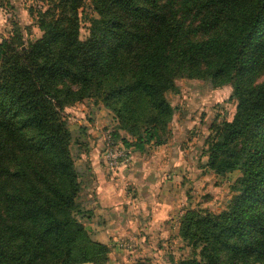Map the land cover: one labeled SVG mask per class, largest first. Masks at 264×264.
<instances>
[{"label": "trees", "instance_id": "1", "mask_svg": "<svg viewBox=\"0 0 264 264\" xmlns=\"http://www.w3.org/2000/svg\"><path fill=\"white\" fill-rule=\"evenodd\" d=\"M26 1L45 5L29 9L41 36L11 21L0 42V264L109 262L87 231L91 174L66 110L109 112L132 159L172 137L181 80L231 89L235 114L211 124L201 170L240 175L219 213L184 211L192 256L170 264H264V0Z\"/></svg>", "mask_w": 264, "mask_h": 264}, {"label": "rangeland", "instance_id": "2", "mask_svg": "<svg viewBox=\"0 0 264 264\" xmlns=\"http://www.w3.org/2000/svg\"><path fill=\"white\" fill-rule=\"evenodd\" d=\"M30 8L36 11L45 8V5L43 3L27 2L26 0H0V42L2 38H7L10 35L12 31L11 21L18 22L24 28L27 27L28 32L26 33H30L28 37L31 40H36L41 36V32L35 26L29 13ZM87 29L88 24H85L82 30L83 38L88 36ZM178 86L180 89L179 94H169L168 98L172 105L176 107L171 128L174 131L175 144L180 149L178 161L182 164L180 172L182 187L180 191L181 214L188 209H202L212 213H219L225 208L226 201L230 198V185L240 174L234 173L218 177L202 172L201 166L207 159L203 144L205 142L204 137L213 122L216 120H232L236 106L230 100L231 89L229 87L213 89L208 82L187 80L179 81ZM91 106L92 103L87 101L66 110V119L74 133L72 154L80 174L86 169L85 165H88V157L90 155L87 157L84 154L85 147L83 145L85 144L79 145L78 141L84 140L88 142L90 144V152L94 154L95 161L99 159L102 161L103 133L108 130H114V126H107L103 122H100L99 125L96 124L97 118H95ZM84 127L88 131L84 134L85 137H81L79 131ZM119 141L124 145L121 139ZM153 151L154 148H149L147 153L141 154L143 156L137 153V161L145 157L154 163L155 159L153 157L155 155ZM193 153L195 158H191ZM81 181L84 185H88V188L92 185L91 177L83 176ZM122 185L129 189L127 181L123 180L120 183V186ZM173 223L175 224L176 222L174 221ZM96 230L100 233H95L93 239L109 245L110 239L104 227L101 228L96 225ZM87 231L91 232L88 226ZM176 231L175 233L171 231L162 233L160 237L164 235L163 239L165 240L163 245L157 249H145L147 253L145 252L144 254L143 248H134L128 238H120L125 244L122 246V241H120L117 247V249L122 251L125 258L122 264H170L169 260L171 259L180 261L190 258L192 256L191 250L177 236L173 238L174 234L177 233ZM97 236L100 238L97 239ZM166 240H174L175 242L170 244ZM134 250L135 252L131 253ZM133 257H135L134 260Z\"/></svg>", "mask_w": 264, "mask_h": 264}, {"label": "crops", "instance_id": "3", "mask_svg": "<svg viewBox=\"0 0 264 264\" xmlns=\"http://www.w3.org/2000/svg\"><path fill=\"white\" fill-rule=\"evenodd\" d=\"M92 112L97 118V125L103 122L107 126H115L113 117L106 110L92 108ZM173 133L165 145L154 147V163L145 157L137 161V153L133 152L130 164L116 176H111L101 159L95 161L94 154L90 152L87 166L92 185L87 196L92 200L88 208L94 216L87 226L93 235L100 233L96 225L104 227L108 233L111 253L107 264H122L125 260L122 251L117 249L120 241L122 246L125 245L120 238H128L134 248H143L144 254L147 253L145 249H157L163 245L164 235H160L165 231L175 233L177 230L173 238L178 237L182 164L178 161L180 149L175 144ZM194 155L191 158H195ZM123 180L129 183V189L120 186Z\"/></svg>", "mask_w": 264, "mask_h": 264}, {"label": "built area", "instance_id": "4", "mask_svg": "<svg viewBox=\"0 0 264 264\" xmlns=\"http://www.w3.org/2000/svg\"><path fill=\"white\" fill-rule=\"evenodd\" d=\"M102 161L110 175H119L132 161L131 152L121 143L112 138V131L103 133ZM182 214L180 215L181 219ZM179 225V224H178Z\"/></svg>", "mask_w": 264, "mask_h": 264}]
</instances>
